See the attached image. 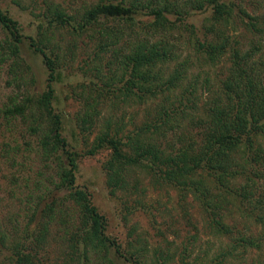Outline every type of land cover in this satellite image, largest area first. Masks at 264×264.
Wrapping results in <instances>:
<instances>
[{
    "label": "trees",
    "instance_id": "16d2710c",
    "mask_svg": "<svg viewBox=\"0 0 264 264\" xmlns=\"http://www.w3.org/2000/svg\"><path fill=\"white\" fill-rule=\"evenodd\" d=\"M10 1L20 9L31 8V13L35 4L38 7L37 0ZM206 8L208 21L202 24L201 37H196L193 25L184 19L191 11ZM35 16L38 21L34 34L27 35V45L41 54L44 63L41 90L32 87L34 73L20 53L22 33L0 5V61H10L7 84L12 88L3 114L21 118L37 138L40 159L46 165L52 162L53 173L48 180L51 186L44 185L30 207L44 217L34 228L23 227L21 240L13 245V264H43L41 259L51 257L47 253L54 245L58 255L50 258L52 264H116L117 259L130 264H173L175 248L170 250L167 240L164 247L152 250L140 239L135 244L127 240L121 247L107 234V219L89 191L75 183L78 156L102 148L107 149L102 166L109 195L136 191L137 179H131L136 170L151 173L157 176L158 187L175 189L181 200L190 194L208 216L212 232L224 238L209 258L200 253L190 257V244L182 245L177 264H232L236 255L251 250L264 254V15L250 14L232 0H94L82 1L69 12L59 2L43 0ZM238 23L252 36L246 48L242 34L235 31ZM180 27L189 28L187 41L199 57L213 64L224 60L228 51V65L203 115L195 120L197 136L176 135L175 147L167 137L171 119L177 122L187 114L185 101L194 108L190 97L196 87L195 81L189 83L173 96L176 104L169 101L193 67L190 55L179 59L174 30ZM62 32L73 37L87 34L96 43L92 53L98 62L88 67L101 80L96 86L80 83L79 109L73 115L81 141L77 148L62 135L65 115L52 103L53 81L72 61L76 46L75 39L66 42ZM127 91L137 92L139 98L160 92V116L149 124L158 127L159 143L151 135L154 131L146 133L148 124L137 125L123 136L118 125L113 130L109 123L95 129L103 97ZM41 199L46 201L39 206ZM128 200L140 202L126 195L122 200L126 212L131 209ZM235 213L244 220L241 230L226 221H234L228 216ZM248 220L258 229L247 226ZM4 236L0 231L1 244ZM256 261L264 264V258Z\"/></svg>",
    "mask_w": 264,
    "mask_h": 264
},
{
    "label": "rangeland",
    "instance_id": "374dc122",
    "mask_svg": "<svg viewBox=\"0 0 264 264\" xmlns=\"http://www.w3.org/2000/svg\"><path fill=\"white\" fill-rule=\"evenodd\" d=\"M24 3H31L30 0H23ZM59 2L67 11H72L75 7H79L82 1L94 0H54ZM239 3L250 14L264 15V0H232ZM43 0H37L36 8L20 9V7L12 3L10 0H0V5L6 13L16 21L18 30L22 33L21 55L30 63L34 73V82L32 87L36 90H41L44 87L46 71L42 61L41 54L31 50L27 45V35H33L35 26L38 21L35 13L39 11ZM210 9L193 10L184 19L185 23L193 25V32L196 37H201L202 24L207 23ZM172 18V17H170ZM236 33L242 34L240 39L246 42L250 37L249 32L243 29L240 23L237 24ZM189 28L180 27L179 30H174V38L178 41L179 59L186 55H190V62L193 64L191 70L188 71L185 80L170 94L169 101L176 104L173 96L179 94L180 89L188 86L189 83L195 81V91L192 92L194 108H191V103L185 101L187 107L184 109L187 113L184 117L177 119V122H172V129L167 133V137L171 139L174 146H178L176 135L189 133L192 136H197L199 128L195 126V120L198 116H202L204 109L207 106L210 94L214 91L219 78H223V74L228 65V51L223 59L211 64L206 59L199 57L191 42L187 41ZM180 34V35H177ZM64 40L74 38L76 46L72 50V61L60 71V76L53 81L54 96L52 103L56 109L60 110L65 117L62 120V135L71 146L77 148L81 144L79 134L74 126V113L79 109V91L82 84H94L95 86L101 83V80L96 78L92 70L88 67L93 65L95 55L92 49L95 42L91 41L87 34L80 37L70 36L65 33ZM65 41L63 44L65 45ZM62 50L64 47L62 45ZM69 57V55L67 56ZM8 63L0 61V231L4 233V238L0 243V264H13L15 255L13 245L16 240H21V232L24 226L28 229L34 228L37 222L44 217L37 211L32 212L30 209L36 201V193H38L44 185L51 186L48 181L52 173L51 164L46 165L40 159L37 150V138L29 133L24 126V122L20 117L15 119L5 118L3 114V105L6 103L8 96L12 93L11 85L7 84L10 80L8 74ZM84 63H87L85 66ZM103 66V65H102ZM101 69L106 72V68ZM206 88H203V86ZM85 93V92H82ZM160 92L155 95L137 97V92L127 91L126 95L122 93H109L103 97L101 102L100 119L97 121L95 129L102 128L109 123L110 130L120 127L119 135L123 136L127 132H133L135 126H144L148 124L146 133L155 137L159 143V132L155 131L158 127H152L149 124L156 121L160 116ZM92 134H90L91 136ZM163 142V140H162ZM8 144V147L5 146ZM107 149L102 148L93 154H81L78 156L75 171V183L85 187L91 196L92 202L104 214L107 219V234L114 237L121 245L126 246L127 240L133 244L136 239L144 241L149 250L157 245L164 247L165 240L172 244L170 250L174 251L173 264H177L176 255L182 245H189L192 250L193 257L195 254H205L209 258L213 255L214 250L219 245L225 243L224 238L212 232L208 226V216L200 208L196 200L187 193L183 200L180 199L175 189H166L158 187V178L150 174L142 173L143 171L136 170L133 173L132 181H136V191L124 193L117 191L115 196H111L107 192V187L104 183L105 172L102 166V161L106 158ZM40 188V189H39ZM135 197L140 202L134 203L131 200L127 201V205L131 208L130 211H124L122 200L126 195ZM49 197L46 199L48 201ZM46 200H40L38 205H43ZM39 211V209H38ZM234 219L227 218V223L233 224L236 229H243L244 220L237 213L231 216ZM245 223L254 227L250 220ZM35 225V226H34ZM54 231V228H52ZM264 245V244H263ZM52 252L47 253V256L58 255L56 245L51 246ZM237 253V252H236ZM235 253V254H236ZM44 256V254H43ZM242 256V258H239ZM237 258H232L231 263L240 264H258L256 259L264 258V254H259L253 250L248 251L244 255H236ZM50 258H42L43 264H52ZM58 263L60 261L58 260ZM116 264H130L122 259L115 260ZM23 264V263H19Z\"/></svg>",
    "mask_w": 264,
    "mask_h": 264
}]
</instances>
